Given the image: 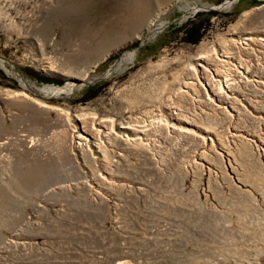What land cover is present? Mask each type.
Masks as SVG:
<instances>
[{"label": "rangeland", "instance_id": "374dc122", "mask_svg": "<svg viewBox=\"0 0 264 264\" xmlns=\"http://www.w3.org/2000/svg\"><path fill=\"white\" fill-rule=\"evenodd\" d=\"M187 3L201 8L186 12ZM198 12L209 20L197 43L185 42L182 24ZM234 26L263 34L264 0H0V264H264V157L252 145H231L233 170L214 156L208 171L185 162L190 140L162 132L154 164L129 150L118 166L141 190L95 195L72 184L84 164L93 170L72 143L75 116L164 111L192 58ZM39 50L61 73L40 68ZM86 66V83L64 74ZM67 81L72 92L48 97L25 86ZM175 102L193 108L187 96Z\"/></svg>", "mask_w": 264, "mask_h": 264}, {"label": "bare ground", "instance_id": "6f19581e", "mask_svg": "<svg viewBox=\"0 0 264 264\" xmlns=\"http://www.w3.org/2000/svg\"><path fill=\"white\" fill-rule=\"evenodd\" d=\"M145 2L146 0H142V4ZM221 6H228V1ZM182 7L186 12L201 8L188 3ZM209 8L220 7L214 5ZM245 15L247 12L241 16ZM152 20L153 18L149 19L147 26L152 24ZM240 21L242 20L239 19L236 25ZM235 30L236 26L230 32V35L235 36L213 44L211 49L202 50L192 58L184 75L180 77L181 81L176 90L169 95L168 102L163 107L164 111L152 109L147 113L142 111L122 117L100 116L96 113L75 116L80 126H74L70 130L71 138L75 139L72 143L81 155L84 149L88 151L93 170L84 164V180H76L72 184L88 186L95 195H100L101 189H110L116 185L131 188L135 186L141 190V187H136L139 186V180L128 176L122 170L118 172V166L126 162V153L129 150H133L137 155L138 164L142 152H145L153 163V158L159 153L156 149H159L157 147L160 146L162 132L190 140L192 150L186 153L185 162L202 170L206 168L211 171V160L214 156L228 162L233 170L235 157L231 150L232 144L235 148L240 143L252 145L264 157V33L260 34V30H250L238 34ZM39 51L40 55L35 61L39 63L40 68L61 73L62 68L42 50ZM126 56L122 57L120 62L124 63L133 55L130 53ZM93 65L94 63L89 67ZM66 69H63L64 74L69 78L79 79L82 83L89 80L87 66L75 73ZM78 73L80 74L77 76ZM67 84L64 87L45 84L34 89L25 86L37 95L45 92L46 95L41 96L48 97L49 94L72 92L75 84L71 81H67ZM8 95L29 99L28 94L23 91H12ZM183 96L191 98L192 109H182L176 104L175 101ZM35 103L44 108H51L41 101ZM185 112L194 117H208L205 118L206 122H196ZM215 119L218 126L214 125ZM177 121L187 126H180ZM63 175L68 178L71 176L68 171Z\"/></svg>", "mask_w": 264, "mask_h": 264}, {"label": "trees", "instance_id": "16d2710c", "mask_svg": "<svg viewBox=\"0 0 264 264\" xmlns=\"http://www.w3.org/2000/svg\"><path fill=\"white\" fill-rule=\"evenodd\" d=\"M208 13L213 14V15L216 14V12H213V11H210ZM204 14L206 13L198 12L194 15L195 19H192V20L189 19L188 22L182 24L181 28L184 31L183 41L195 44L201 38L202 31H204L205 25L209 20L208 17L202 19L203 18L202 15ZM45 81L48 82V80H45ZM90 90H92L91 87L88 88L86 92H89ZM91 94L89 93L88 95L84 96V100L82 99L81 101H86L88 98L94 96L95 93L93 95Z\"/></svg>", "mask_w": 264, "mask_h": 264}, {"label": "water", "instance_id": "95a60500", "mask_svg": "<svg viewBox=\"0 0 264 264\" xmlns=\"http://www.w3.org/2000/svg\"><path fill=\"white\" fill-rule=\"evenodd\" d=\"M208 9V8H207ZM210 9V8H209Z\"/></svg>", "mask_w": 264, "mask_h": 264}]
</instances>
